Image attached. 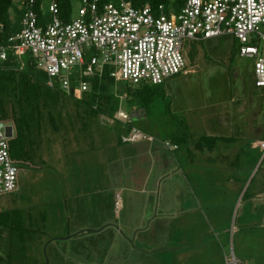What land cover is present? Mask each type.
I'll list each match as a JSON object with an SVG mask.
<instances>
[{
    "label": "rangeland",
    "instance_id": "374dc122",
    "mask_svg": "<svg viewBox=\"0 0 264 264\" xmlns=\"http://www.w3.org/2000/svg\"><path fill=\"white\" fill-rule=\"evenodd\" d=\"M70 1L65 22L80 8ZM241 46L232 35L186 41L187 74L160 87L116 82L130 120L102 117L84 147L73 150L70 135L43 167L19 172L18 190L0 197L1 212L25 219L1 231L8 263L264 264V88ZM129 123L148 139L122 142ZM204 137L220 139L211 150Z\"/></svg>",
    "mask_w": 264,
    "mask_h": 264
},
{
    "label": "built area",
    "instance_id": "2783aa9c",
    "mask_svg": "<svg viewBox=\"0 0 264 264\" xmlns=\"http://www.w3.org/2000/svg\"><path fill=\"white\" fill-rule=\"evenodd\" d=\"M27 1L22 32L10 38L8 46L0 44V61L11 52L21 60L30 55L47 74L49 86L69 95L88 92L87 80L105 72L117 83L160 87L188 73L186 41L227 35L240 41L242 57L255 60L256 85L264 88V0H179V13L174 7L168 12L164 5L135 7L129 0H79L80 8L69 22L61 18L58 0H50L53 18L43 26L35 0ZM91 50L96 56L87 61ZM118 120H130L129 115L120 110ZM10 127L0 122V197L18 190ZM143 135L134 129L124 142L147 140Z\"/></svg>",
    "mask_w": 264,
    "mask_h": 264
},
{
    "label": "trees",
    "instance_id": "16d2710c",
    "mask_svg": "<svg viewBox=\"0 0 264 264\" xmlns=\"http://www.w3.org/2000/svg\"><path fill=\"white\" fill-rule=\"evenodd\" d=\"M135 7L150 5L157 8L164 5L168 11L169 5L176 8L179 0H129ZM27 0L21 7L14 0H0V44L8 46L10 38L19 35L23 29V18L28 9ZM35 11L39 15L42 26L52 21L49 11L50 0H35ZM61 8L72 12L70 0H58ZM46 10V12H45ZM16 15V23L10 20V13ZM48 12V13H47ZM50 16V20L46 16ZM91 89L83 94L69 95L60 88L49 86L47 74L30 61L22 62L12 52L6 61H0V122L11 123L15 137L10 142V154L19 172L38 169L47 163L46 152L52 145L62 139L67 143L72 136L73 150L84 147L90 132L95 127H101L99 120L104 117L120 123L117 112L121 105L119 94L115 89L116 81L108 72L102 76L89 78ZM139 100L150 99L149 90H137L132 94ZM150 95V96H149ZM97 122V123H96ZM129 133L133 128L128 125ZM65 138V139H64ZM220 138L204 137L203 140L211 150L215 148ZM122 142L124 140L122 139ZM69 144V143H67ZM199 147L204 149L200 142ZM22 211H0V234L3 228L12 231L20 230L24 224ZM13 261V259H11ZM12 263V262H11ZM8 263L7 258L0 253V264ZM13 263H18L13 261Z\"/></svg>",
    "mask_w": 264,
    "mask_h": 264
},
{
    "label": "crops",
    "instance_id": "0c3cea01",
    "mask_svg": "<svg viewBox=\"0 0 264 264\" xmlns=\"http://www.w3.org/2000/svg\"><path fill=\"white\" fill-rule=\"evenodd\" d=\"M258 142V141H257ZM149 151H154L155 149L153 148L152 149V147H150L149 149H148ZM141 153V152H140ZM168 164H167V168H169V167H171L172 165L173 166H175V164H172L171 165V163H169V162H167ZM164 181H165V179H162L161 177H158V179H157V181H156V183H155V187H154V191L155 192H158L159 194H161L162 192H161V186H162V184L164 183ZM238 263V262H237ZM239 264V263H238ZM245 264H248V263H245Z\"/></svg>",
    "mask_w": 264,
    "mask_h": 264
},
{
    "label": "water",
    "instance_id": "95a60500",
    "mask_svg": "<svg viewBox=\"0 0 264 264\" xmlns=\"http://www.w3.org/2000/svg\"><path fill=\"white\" fill-rule=\"evenodd\" d=\"M8 135L10 138H14V128L13 127H10L8 129Z\"/></svg>",
    "mask_w": 264,
    "mask_h": 264
}]
</instances>
